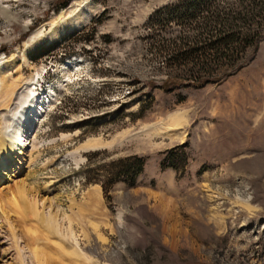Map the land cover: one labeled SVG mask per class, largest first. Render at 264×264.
Listing matches in <instances>:
<instances>
[{"label":"rangeland","instance_id":"rangeland-1","mask_svg":"<svg viewBox=\"0 0 264 264\" xmlns=\"http://www.w3.org/2000/svg\"><path fill=\"white\" fill-rule=\"evenodd\" d=\"M186 1L0 0L1 73L46 98L26 147L32 155L17 157L24 167L15 161L8 174L24 180L27 197L69 216L80 249L98 264H264V40L246 68L186 87L180 100L178 90L159 88L166 77L148 38L158 10ZM70 13L88 18L63 26ZM179 30L164 24L160 35ZM59 41L60 52H37ZM97 150L108 154L88 163ZM169 150L179 173L161 170ZM133 156L146 159L137 184H115L106 201L93 178L106 181L107 165L115 171ZM4 205L0 264L23 229L41 232L36 218Z\"/></svg>","mask_w":264,"mask_h":264},{"label":"trees","instance_id":"trees-1","mask_svg":"<svg viewBox=\"0 0 264 264\" xmlns=\"http://www.w3.org/2000/svg\"><path fill=\"white\" fill-rule=\"evenodd\" d=\"M169 9L158 10L150 19L152 33L148 46L155 58L161 59L158 71L166 77L159 88L166 93L178 90L180 100L185 96L186 87L197 90L207 84H219L246 68L264 40V0H187L181 7ZM164 24L178 26L180 30L166 38L160 35ZM62 43H52L37 52L47 50V56L56 50L60 52L66 46ZM62 105L60 100L58 107ZM107 154L105 150L91 152L86 156L87 162ZM173 154V150L166 152L160 163L161 170L172 169L179 173ZM118 163L120 167L115 171L106 166L109 169L105 170L109 176L106 181L100 180L98 175L93 178V184L101 187L106 201L115 184L124 183L128 187L137 184L146 159L133 156Z\"/></svg>","mask_w":264,"mask_h":264},{"label":"bare ground","instance_id":"bare-ground-1","mask_svg":"<svg viewBox=\"0 0 264 264\" xmlns=\"http://www.w3.org/2000/svg\"><path fill=\"white\" fill-rule=\"evenodd\" d=\"M4 14L7 16L5 18H10V16L6 15L5 11ZM87 18V14L77 16L74 13H70L62 17L61 24L63 26L71 25L78 27ZM52 35H55V32ZM38 38L40 39V36L37 35L36 39ZM35 43L36 41L30 38L25 45L29 49ZM14 63V60L11 62L9 60L5 64L3 62V66L7 64V66L11 67ZM67 64L63 63L62 67L67 69ZM1 72L0 70V182H3L6 178L7 181L5 184H1L2 187H0V204L1 206L3 204V207L5 206L4 203L7 204V207L12 208L13 212L19 214L21 217L27 214L36 218L39 222V227L37 228L41 229L40 233L33 227V229H23L25 231L24 235H22L23 237L21 234L20 236L17 235L16 232L18 230L16 232L13 231L16 233L15 236H18H16V240L12 246L14 249L13 254L8 259L9 263H1L98 264V262L93 261L80 249L78 240L75 238L73 223L70 217L60 218L61 216L58 214L60 213L59 210L51 211V206H46L45 200H41L42 198L40 199L35 195L30 196L29 194L27 197L28 192L26 191V193V189L24 190L26 185L24 184V180L16 179L14 175L10 176L8 174V169H11L10 166L15 161H17L18 165L24 167L25 164L22 165L20 160H16L17 157L30 158L32 155L30 151L31 155L27 156L26 147L31 143L29 140L30 136L33 135L34 129L37 126L36 122H34L37 114L40 115L43 112L41 107L44 99L33 91L32 88H29L32 86L31 84H28L29 86L26 83L22 85L20 80L13 79L15 73L13 75L9 72L7 75H4ZM24 86L28 88L24 90ZM22 89L24 91L27 90V95L24 94ZM168 119L170 124H179L181 114L171 115ZM88 146H97V143L95 142L93 145ZM242 204L246 210L252 209V206L248 202L243 201ZM65 220H67V223ZM42 233H47V235L44 236Z\"/></svg>","mask_w":264,"mask_h":264}]
</instances>
